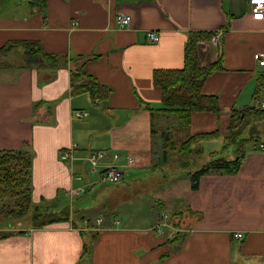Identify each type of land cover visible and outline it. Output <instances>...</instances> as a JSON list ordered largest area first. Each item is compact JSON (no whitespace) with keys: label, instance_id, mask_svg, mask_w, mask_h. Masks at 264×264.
Returning <instances> with one entry per match:
<instances>
[{"label":"crops","instance_id":"1","mask_svg":"<svg viewBox=\"0 0 264 264\" xmlns=\"http://www.w3.org/2000/svg\"><path fill=\"white\" fill-rule=\"evenodd\" d=\"M117 14L131 17L128 30L116 29ZM149 31L159 34L158 42L146 39ZM216 31L219 44L200 41L197 52L202 66L218 64L201 93L217 98L219 115L194 112L180 132L172 114H151L162 105L153 72L181 69L188 35ZM22 42L62 59L55 67L27 68ZM7 44L10 50L0 55V151L31 147L32 208L82 212L73 216L76 226L59 222L16 232L0 224L1 233H12L0 239V264H264L263 128H254L236 173H208L196 190L187 176L173 180L177 156L163 149L165 140L208 135L199 143L203 164L235 158V145L225 148L231 112L264 111V68L253 61L264 52V17L250 13L248 0H47L44 12L0 0V49ZM74 71L95 78L108 98L73 94ZM75 112L87 116L75 118ZM73 144L79 158L117 154V162L104 164L126 171L123 185L100 184L99 173L91 175L81 160L62 163L60 153ZM151 180L139 198L113 199L126 183ZM81 185L92 194L75 204L69 193ZM102 186L111 200L95 204L91 198ZM98 210L101 225L84 218Z\"/></svg>","mask_w":264,"mask_h":264},{"label":"trees","instance_id":"2","mask_svg":"<svg viewBox=\"0 0 264 264\" xmlns=\"http://www.w3.org/2000/svg\"><path fill=\"white\" fill-rule=\"evenodd\" d=\"M21 1L26 2L31 11L44 12L47 7V0ZM213 35L214 33L189 34L185 44L183 67L179 70H156L153 72L152 81L153 84L161 89L162 105L158 110H149L152 116L156 114L160 116L172 114L179 120L178 130L180 132L186 130L190 116L194 112H207L219 115L217 98L205 96L201 93L202 86L217 69L218 64L202 66L197 52V43L208 41ZM22 45L27 68L43 69L45 67H55L62 59L61 57L44 53L35 42H22ZM10 48L8 44L3 46L0 49V55L8 52ZM71 88L73 94L87 92L95 102L105 100L110 95V91L106 87L100 85L92 76L85 75L81 71L72 72ZM262 116H264V111L246 113L233 110L231 112L229 140L225 148L229 145H235L237 154L232 159L218 156L203 164L200 145L195 148L191 144L200 143L208 135L186 136L183 141H167V144L165 140L164 151L167 149V145L170 151H174V156H177L174 161L175 165L177 164L175 168L177 175L173 180L187 176L192 182V189L196 190L199 179L208 173H236L240 168V158H242L244 147L248 144L246 139H244L245 132L250 128L252 131L255 130L254 127H250L248 120H261ZM251 125L254 126L253 123ZM253 133L254 131L249 134L253 135ZM32 156L33 153L28 144L23 145V149L20 151H0V219H22L26 216L30 220L32 227L36 229L59 222H70L76 226L73 216L81 213V210L76 211L72 215L68 207L57 212L31 207ZM162 157L163 160L166 159L165 153H163ZM197 164L200 166L197 167ZM122 183L108 184L107 186L116 188ZM11 235L12 233H2L0 234V239H5Z\"/></svg>","mask_w":264,"mask_h":264},{"label":"built area","instance_id":"3","mask_svg":"<svg viewBox=\"0 0 264 264\" xmlns=\"http://www.w3.org/2000/svg\"><path fill=\"white\" fill-rule=\"evenodd\" d=\"M248 5L250 9V13L257 18L264 17V0H248ZM115 26L118 30H128L131 25V17L125 14H117L115 19ZM146 39L151 43H156L159 41V34L154 31H149L145 33ZM221 38V32L216 31L214 32L213 37L211 38V42L214 45H218ZM253 61L254 63L260 67L264 68V52L261 53H255L253 55ZM264 81V76H263ZM260 108L264 110V102L260 104ZM87 116L85 113L75 112L74 117L75 118H82ZM77 146L72 145L69 149L66 151H63L60 153V161L62 163H74L75 161H83L88 165V172L91 175H96L99 173V179L105 183V184H117L120 183L123 179L122 176V169L119 168L116 164H112L109 166H106L104 163L109 158L113 161L112 163H115L118 161L119 156L117 154L112 155V157H108V154L103 151H96L89 153L84 158L76 157L75 155ZM260 150H264V144L259 146ZM128 163H131V160L128 161ZM104 165V166H103ZM74 179L77 182H83V179L79 175H74ZM85 192L84 186H79L75 189H72L69 193L71 196L70 199L79 197ZM101 223V220H97L96 224L99 225ZM88 222H83V229H86ZM236 239H241L243 235L241 233H237L234 235Z\"/></svg>","mask_w":264,"mask_h":264},{"label":"rangeland","instance_id":"4","mask_svg":"<svg viewBox=\"0 0 264 264\" xmlns=\"http://www.w3.org/2000/svg\"><path fill=\"white\" fill-rule=\"evenodd\" d=\"M249 122L250 121H253V120H248ZM263 121V122H262ZM261 122V123H260ZM253 123H254V125L256 126V127H254L256 130V132H258L259 130L258 129H261V128H263V131H264V117H262L261 118V120L260 119H256V121H253ZM258 125V126H257ZM261 127V128H260ZM252 132V129L250 128V129H248V130H246V132H245V135H244V139H246V143L247 142H249V141H252L253 142V138H252V135L251 134H249V133H251ZM264 133V132H263ZM228 137H229V135H228ZM178 138L179 139H183V136H178ZM228 140H229V138H227V142H228ZM192 145V147H195V148H197V147H199L198 145H200L199 143H197V142H195V144L193 143V144H191ZM246 147V146H245ZM244 147V148H245ZM195 148H193V149H195ZM104 152V151H103ZM198 165V164H197ZM158 168V167H157ZM166 174V173H165ZM125 175V176H124ZM122 176H123V179H122V181L121 182H124V180H126L125 179V177H126V171L125 172H123V170H122ZM83 179V178H82ZM84 180V179H83ZM82 183V182H81ZM100 184H102V185H108V184H105V183H103L102 181L100 182ZM123 185V184H122ZM140 185H142V184H135V183H133L132 185H131V187L129 188V186H128V184L126 183L125 184V187H126V189H123L122 190V194H121V196L120 197H118V196H116L115 194H114V196H113V199L116 201V202H129V201H131V200H133V199H137V197L139 198V195H140V193L142 192V190L143 189H145V187L144 186H150V185H152V180L151 181H148L147 182V184L146 185H142V186H140ZM121 186V185H120ZM96 186L94 185L92 188L94 189ZM111 193V192H110ZM110 193L108 194V192H107V188L106 187H103L102 186V188H100L93 196H92V201H93V203H98L99 201H101V200H104V199H107V202H109L110 200H111V195H110ZM92 194V191H89V190H85V192L83 193V195H81V196H79V197H76V198H73L72 199V202L73 203H77V202H79V200H77V199H81V198H88L90 195ZM69 197L71 198V196L69 195ZM115 202V203H116ZM32 209V208H31ZM100 213H101V211L100 210H98V211H89L88 213H86L85 214V217L84 218H86V220L87 221H89V222H95V224H96V222H97V220H100V219H98L97 217L98 216H100ZM82 216L81 215H79L77 218L78 219H82L81 218ZM97 218V220L95 221V219ZM160 219V224L162 225V229H165V221H167L168 219V216L165 214V213H163L160 217H159ZM13 218H7V219H4V218H2V219H0V224H1V227L2 228H6V229H8V228H13L16 232H17V230H19V229H24V228H26L27 226L28 227H32V225H31V222H30V220L25 216V217H23L22 219H13ZM139 219V218H138ZM102 223V222H101ZM101 223H100V225H101ZM97 225V224H96ZM30 230H32V229H30ZM27 231H29V229L27 230ZM0 234H2L1 232H0Z\"/></svg>","mask_w":264,"mask_h":264}]
</instances>
